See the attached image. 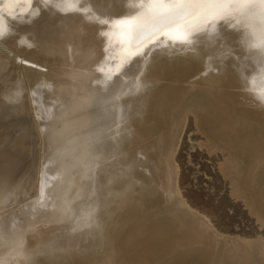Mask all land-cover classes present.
Segmentation results:
<instances>
[{"label":"rangeland","instance_id":"rangeland-1","mask_svg":"<svg viewBox=\"0 0 264 264\" xmlns=\"http://www.w3.org/2000/svg\"><path fill=\"white\" fill-rule=\"evenodd\" d=\"M88 1L90 2L89 5L91 7L92 5L96 4L95 2H98V0L96 1L94 0V2H92L93 0L92 1L88 0ZM142 1L144 0H141V2ZM99 2H101V0H99ZM134 2L132 1L130 3H132L133 8L135 10H137L139 7H142L141 5L138 6L139 4H141V2L140 3L137 2L138 5H136L137 3L133 4ZM144 2L147 4H145ZM144 2H143V5L145 6L142 7L144 10L141 8L144 13H142L141 9H140L141 10L140 13L142 14H140L139 12L133 9L135 12H132V16L133 14L135 15V13H138L137 14L138 17L135 15L137 19H134L135 17L133 16L134 17L133 18L130 15L131 13L130 11H132V7L131 9L130 8L125 9V11L127 9L130 10V11L128 10L129 11L128 17L129 18L130 16L132 17V19L130 18V20L126 18L127 16L125 17L122 14H120V16L118 15L120 12L121 13L124 12V10L121 11V10L113 9L112 6H109V5L108 7L104 3V1L102 2V6L100 3H97L98 5L94 7L95 9H97L95 10L96 11L95 13L98 15L99 18H101L100 20H102L103 24H104V21L109 18L108 17L109 14L107 15V12H109V8L110 9L112 8L111 11L114 10V13L110 11V13L112 14L110 16V19L107 20V21L109 20L110 21L109 22L105 21V22L111 25V17L113 20H115L118 17L116 19L118 21L112 20L111 26L115 25V27L113 26L112 29L107 24H104V26H102L101 24L97 31L99 35L96 34L95 36L94 42H96V44L92 43V45H90L91 47L90 53L97 51V49L96 50L94 49L98 48V46L100 45L99 47H101L102 50L100 51L99 50L100 48L98 49L99 50V52H97L98 56H100L99 54H101L103 50H104V53L111 56L109 57L107 55L106 58L103 59V55H104L103 53L98 58L99 60L108 61L107 57L110 59L113 57L114 60L112 59L111 60L112 62H114L116 58V62H118V66H116L117 65L116 63L113 64L111 62L109 63L111 67L115 65V68L117 67L120 68V65L122 64L126 65L123 68V71H120L125 76L122 75L121 73H118L116 70L114 71L116 72L115 76L117 78H119L118 74H121L122 76L125 77V79L127 78L126 79L127 82L128 80H130L129 83H126L125 81V85L120 84V83H124L122 82L123 79L120 77L119 79H122L120 83L117 81V84L115 83L116 86L113 85L112 91L110 90L111 91L110 92L108 90V93L110 92L112 94L114 92L112 94L113 96L111 97L110 93L109 95L106 93L108 98L110 96L111 98L110 100H112L113 98L112 101L113 102L115 101L114 104L116 106L113 105L112 101L110 103V100L106 98L107 97L106 94L102 96L106 98V99L104 98L105 100L104 102H102L103 98L101 99V96L99 97L100 99L97 98L98 102H96L97 101L96 99L93 100V101L96 100L95 103H99V104H95L92 101H91L92 104L91 102L90 104H88L89 102L85 98L84 99L81 98L83 95L82 88H84L85 86L84 84L86 83V81L85 83L83 82L84 84L82 86L83 79L81 76L82 75L87 76L88 71H89L88 74L90 75L93 74L94 72L90 73V71L92 70L96 71L95 69H97L96 68L97 65L99 63L101 64L104 63L100 61L98 63L96 59L97 63L95 62L96 63V66H95L94 58H95L96 53L94 54V57L89 52L88 54H85V53H82V55L77 54L78 57L85 56L87 58L89 55L92 56L91 59L93 61H91L90 59L89 61L88 58L86 59L85 57H83L84 60H82V65L87 63V66L86 65L81 66L80 59L79 61L78 59L75 60V57H72L70 55L68 59L69 61L67 64L71 66L65 67L64 66L66 64L65 62L63 64L64 69L62 68L63 71L61 67H58V66L55 67V69H53L54 71L52 70V72L57 71L58 73H60L59 75L60 77L57 76L56 78L53 77L55 76V73H53L54 75L51 76L52 73L50 75V73L44 72L45 66H38L40 70L42 71L44 70L43 72H41V74L46 75L45 76L47 77L46 82H49L51 85L53 82H57V80L60 82L63 79L64 80L68 79L69 77L72 79L78 77L77 78L78 80L76 79L77 81L82 79L81 84H79L77 88H75L77 86L76 80L74 79L75 81L73 80V82H71L72 79H68L69 80V81L67 80L68 83L65 84L67 85L66 89L68 88L69 84L71 85V83L75 82L76 84H73V85H76L74 86L75 89L79 88L78 93H76L77 90L76 92L72 91L74 90V88L71 89V87H73L72 85L68 90H65L64 88H63L64 90L62 89L61 91L60 89H58V91L55 90V93H57V95L58 93L59 95H61V97L59 98L56 97L55 95L47 97L48 95L45 96L44 94H42L41 96L37 95L36 98L32 99L36 94L28 95L26 90L28 89L27 91H33L35 88L33 89L32 86H30V88H28L29 86L27 88L25 87L26 83H23V80H25L24 77H22L23 75L19 76L20 75L19 73H18L19 75H16V69L18 66L17 65H16L17 67L15 66L16 69L13 67L14 71L11 70V73H12L11 75H10L9 69L7 68L2 69L3 75H5L6 72L7 74L9 73V75L6 74L5 76H3V78L8 77V76H11L12 78L14 77L13 80H11L12 78H9V77L6 78L8 82L12 81L8 84L12 91L11 94L13 95L14 93V95L16 96V94L19 93L20 95L21 93H23V90H24V94L28 96L24 100H21L18 103L11 105L9 107V109L6 111L5 117L3 118V124L0 125V173L4 171L2 176L0 175L1 177L0 185L5 184V187L3 188V190L0 191V211H4L6 213V216H8V220L6 221L7 226H5L1 218L2 215H0V230L2 231L4 228L3 235L1 237L2 239L0 241V264H160V261L164 260V256L163 254L160 253L162 247L160 244H158V241H157L158 234L155 233V231L151 233V231L148 229L149 228L148 226L151 224L153 225L157 224L156 219L160 217V214L162 213L160 212V209L158 210V208L160 207V202H159L160 196H158V194H160L161 192V184H162V183L159 184L162 178L161 175L159 174L160 173V160L162 158L161 153H159L160 152L159 147L162 145L166 147L168 145V141H167L168 138L167 137L166 139L164 138L166 132H164L165 134L164 133L160 134V129L155 126V128L158 129L155 131L152 126L159 122V116L160 118L162 117V115L159 113V109L160 111L166 110L164 111V113L166 112L167 114L168 113L167 109L169 107L168 104L171 103L173 98H175L177 101V97H181L180 102H177V105H179L178 106V110H179L178 111V120H179L178 123L180 122L179 125L181 126H179L180 128L174 127L176 129L173 128L172 130V131L175 130L174 134L177 133L174 136V138L177 137L176 139L178 143L176 142L175 152L172 154L173 156L171 157L175 161L174 163L176 164V167H177L175 183H176V188L178 189L177 191L179 192L175 194L176 196L174 195V198L176 197L175 200L180 203L182 200L183 202H185L184 204L188 205L189 210L195 211L197 215L204 216V218H206V220L210 223V226L216 233L224 234L229 237H240V238H244L248 240L254 239V241L259 239L262 242H264V222L261 216L258 215L259 212H257L254 208L250 207V205L247 202L248 200L245 199L241 193H240L241 195L239 196V192H237L238 190L234 191L233 189L235 188V186H233L234 182H231L230 180H232V178H230V176L227 175L226 168L232 164L233 158L235 159L234 162L236 161V156L234 155L235 153L230 154L231 150H233L232 147L229 146L227 143H225L226 145H224L223 147L217 141L215 142L213 138H212V141L214 142L210 141L211 137L209 136V134L208 135L206 134L207 131H204L203 129H200L197 127L196 118L197 120L199 119L195 115L196 114L195 109H197L195 108L196 106L198 107V109H199V106L200 107L202 106L201 109L205 107L209 108V106L212 107L211 102H213L214 106L215 104L220 105V106H215V107H220L221 111L219 110L220 111L219 113L215 111L216 109L215 107H212L214 109V110L212 109V111H215V114H216V115L213 114L212 116L213 118L215 116V119L218 120L217 121L218 124L216 125L219 126L220 129H221V126L222 127L225 126V125H221L223 124V122H227L226 125L228 124L232 125L234 124L233 122L234 120H237V121L247 120L248 121L249 119L248 122L250 126H248L247 129L251 127L249 129L251 130L253 127L256 133L253 130H251L250 133L252 132L251 133L252 135L249 133L251 137H245V136L242 137V135H239V139L237 137L236 141L242 145V143L248 139L247 142L244 143L245 145L243 144L242 146L246 148H249V147L253 148L255 152L250 148L247 149L246 151H248V153L252 152L251 155L254 154V156L256 157L257 155L260 157L264 155V149H263L264 148V136L262 135V133L264 132V102L260 103L257 106L256 105L257 103L254 102V100H252L253 98L251 96H248L247 93H245L244 88H242L241 86L234 85V77L243 75L242 71L249 69V71L252 72L251 68H253L254 66L255 68L257 67L256 68L257 72L259 70L258 67L260 66H261L260 68L264 69V54H263L264 51H262L261 46L258 44L259 43L258 41L260 40V38L264 36L263 35L264 34L263 32L264 24L262 25V23H259L260 22L259 16H258L259 20H257V22L259 25L260 24L261 25L259 26L255 22V20L257 19L256 17L257 15H255L254 13L250 14L251 17L249 15L251 20L248 16L246 18L237 16L235 18L229 19L228 20L229 23L225 22L226 26L224 23L217 25L218 27L220 26L219 28H222V30L219 29V32L221 31L222 33L220 32L221 37L219 38L218 36V40L215 41V38L217 39V37H214V36L216 35L217 32L215 34H214L215 31L213 33L211 31L208 32V30L205 29V27H202L201 25L202 22L199 20L200 18L197 17V14L195 16V13H194V15L190 14V17L184 18V22L183 20L180 21L181 24L185 23L183 25L184 28L180 27V29L181 28L183 30L185 29L182 32H177V30L180 31L178 29V26H181L179 24L180 22L174 23L173 24L174 26H171V24H167V26L169 27L171 26V28L175 27L173 30L177 29L174 32L171 30V28L164 26V27H167L166 30L170 29L171 30L170 33L173 32L172 34H174V35L172 34L168 35V36H172V40L170 42L169 40L171 39V37L170 39L168 37L169 40L167 41L169 43L166 42L168 44L166 47L165 44L164 45L162 44L163 43L162 37H164L163 33H165L164 35L167 37V34L169 32H166V31L162 32L165 28L164 27L160 28L159 27L160 24H158L159 23L158 21L159 19L161 20V18L156 17L157 18L156 22L158 23L155 22L156 19L154 18L155 14L157 12L160 13L162 10V9L160 10V6L158 5L159 2L157 0L156 1L154 0V3L153 1H149L153 3L151 4L153 7L149 5L150 4L149 2L147 1H144ZM156 2H158V4ZM134 5H136L137 7L136 6L134 7ZM156 5H158L159 7H157ZM103 6L104 7L106 6L104 9L108 10L107 12L104 10L106 14L104 11H102ZM146 6L150 7L151 10L148 9ZM98 9H100L101 12H103L102 14H104L105 16L101 15L100 10H99L100 13L97 12ZM157 9L160 11H158ZM145 10H148L147 13L150 14V17L154 16L153 21L156 27L154 28L151 27V26H154L152 21H150L151 23L149 22V20H151L152 18H150L149 20L145 18L147 14ZM152 12L153 13L155 12L154 15H151ZM98 13L102 17L99 16ZM148 14L146 17H149ZM158 14H156V16ZM106 15H107V19H106ZM122 16H123V20L126 18L125 20L127 23L133 22L132 26L130 24V29L133 27L134 24H137V25L139 24V22L141 21L140 16H142V19L144 18V21L146 20L148 21L144 23L142 20V22L145 24V27H144V24L140 22V24H143V27L141 25V29L144 28L143 29L144 31L146 29L149 30V28L151 27V30H149L148 32H146L147 31L146 30L144 34H142V30L140 28H139L140 30L138 31V27L140 26H137V25H134L136 26L135 28H137L135 33L132 31L130 32V29H127V31L129 32L125 31L130 35L132 34L131 36L133 37V40L135 41V43L132 41V38H130L129 35L127 36L133 42V45L137 46V47L135 46L136 47L135 50H138L136 52H140L139 53L140 55L143 53L142 52L143 50L141 49L144 47L143 45L142 46L140 45L141 43L140 41L142 40L149 41V44H146L148 43L147 41L146 42L143 41L145 42L144 45H146L145 48L143 49L144 50L146 49L147 51H144L142 56H140L136 52H133V53L131 52V50L135 51L134 46L131 45L132 44L131 41L124 43V44L128 43V45L126 44L127 46L122 44V40L120 41L119 39L116 40L118 41L117 43L115 41L112 42L113 40H115V39L112 40V38H114L113 35L115 36V33L117 34L116 31L118 30L117 35H119L121 33L120 30H122L123 32L126 25H129V24H126V22L124 23L125 25L123 24L124 21L121 20ZM187 18H191V21L188 20ZM243 19L246 22L248 21L247 23L249 25L246 24L245 22V26L246 27L247 25L249 26L246 29L248 31L244 29L245 26H243L244 24ZM135 20L136 22L138 20L139 21L137 23H134ZM165 20L167 21L168 19H166L165 17L164 21ZM192 20L193 21L195 20L197 23H198L197 20H199L200 24L197 25L194 21V24L197 25L196 27L194 26ZM119 21H120V27H117L119 25L118 24ZM161 21H162L161 22L162 24H166V21L165 22L163 20ZM185 21H187L188 23ZM189 21L191 22V24H193L194 28L191 27L192 25L190 24ZM113 22H116V23H113ZM241 22L242 24H240ZM253 22L255 25L253 24ZM146 23L150 24V27ZM175 24H177L178 26ZM222 24L223 26H221ZM121 25L125 27H122L121 29ZM185 25H187V27L188 26L190 27V28L188 27V30H189V31L187 30L188 32L196 33L193 35L195 36L193 37L194 39L196 38L198 34H199L198 35L199 37H197L193 41L191 39L192 34H190L191 37L189 36V37H186L185 39V36L187 35L186 33H188L186 32ZM209 25L210 24H208L207 27ZM213 25L209 26L208 29L213 28ZM234 25L238 26L236 30H235ZM200 26L203 29H197ZM217 26L215 25V27ZM105 27H107L108 30L110 28L111 30L115 31V33L111 32L110 30L108 31ZM225 27L227 28L226 30H225ZM253 27L255 28L254 33H253ZM103 28H105L103 32L107 30V32L113 33L112 37L110 36L111 34L110 35L107 34L111 38L106 37L107 35L103 34V32L101 31ZM157 28L158 30L155 31ZM229 28L231 32H235L236 34L230 32L231 34L228 36L227 34H229V31H230ZM240 28H242V30ZM159 29H162V30H159ZM193 29L197 30L199 33L197 31H193ZM215 29L217 30L218 28H215ZM238 29H240V31L236 32L238 31ZM202 30L205 33L201 32ZM213 30L214 29H212V31ZM260 31L262 32V34L259 38L257 36H258V33L259 34L261 33ZM136 32H140L142 35L140 33H137L136 35L137 37H136L135 36ZM157 32H160L162 34L160 33L157 34ZM183 32L184 34H186L185 36ZM152 33L153 34L156 33L154 34V37L152 36L148 37L149 35H152ZM178 33L180 34L182 33V34L178 36L177 35ZM208 33L209 34L211 33V35L214 34V36L213 37L208 36L207 35ZM237 33L239 34L242 33V34L240 35L238 34L240 36L239 37ZM138 34L141 35V36L139 35L140 39H139ZM175 34L178 36L179 40L177 37H173L175 36ZM201 34H203V36L205 37H208L209 40L212 37L213 43L215 42L217 43L218 41L221 42V40L222 42H225L224 40H228L226 42H228L227 44L232 49L227 47L226 43L225 45L224 43L223 45H221L222 42L221 43L219 42L217 44L218 46L216 44L214 46L212 45L213 43H211L212 40H210L211 41L210 42L208 41V38H205V37L203 40L202 39L203 37ZM249 34L250 35L252 34V35L250 36ZM144 35L145 36L148 35L147 36L148 39H143L145 37ZM217 35H219V33H217ZM235 35H237L239 38L235 37ZM241 35L243 36V38ZM246 35H248V38L251 37V39L246 38L247 37ZM98 36H100L101 38H99ZM102 36H105L106 38ZM156 36H158V38H156ZM181 36H184L182 38L183 41L180 40ZM226 37L227 38L230 37L229 39H231L232 44L229 41V39H227ZM128 38H126V41ZM136 38L140 41L137 40L138 42H136ZM154 38H156V42H154L155 41ZM188 38L191 39V42H189L190 40ZM235 38L236 39L238 38L236 40L238 42L234 41ZM253 38H255V41ZM187 39L189 41H187ZM198 39L199 40L202 39V40L199 42ZM240 39H243L244 41L246 39L245 43H243L244 41ZM205 40L207 43L204 42ZM104 41H105V44L106 43L108 44V45L107 44L104 45L105 47L109 45L110 47L112 46L110 48V51L113 52L115 56L108 50L109 49L108 47L107 49L106 48L105 49L108 50L109 53L105 51V49H103L104 46H102L103 45L102 43H104ZM250 41L251 43L253 42H256V43L251 44ZM97 42L99 44H97ZM240 42H242L243 44ZM247 42L249 43L248 44L249 48H248ZM118 43H121V44H118ZM129 43L131 44L129 45ZM150 43L153 45H151ZM160 43H161V46H160ZM239 43L240 45H238ZM169 44H172L173 46L175 45V47L173 46L171 47V45ZM201 44H204V45L202 46ZM241 44L245 47L247 46V48H244ZM254 44L255 46H252ZM93 45H95V47ZM121 45L122 46L124 45V48L122 47L121 48L125 51V54H121L124 52L122 49L120 50L119 48V46ZM208 45L209 46L212 45L213 47L211 46L210 50H208L209 49ZM92 46L94 49H92ZM131 46L133 47V49H131L132 48ZM235 46L238 48H234ZM239 46L242 50H240ZM125 47L126 49H129L130 51H127ZM160 47H161V50L163 49L162 51L160 50ZM113 48L115 49V51L113 50ZM118 48L120 51L118 50ZM212 49H214V51ZM246 49L247 51H249V55L251 57L254 55L252 59L255 61H253L249 55L248 56L246 55L248 52L244 53ZM251 49H253V51ZM254 49L256 51H254ZM116 50L121 54L120 56H119V53L116 52ZM205 50H208V52H210L212 55L213 54L215 55L217 51L219 50L220 51L218 52L219 54L217 53L215 56L213 55V58H212L213 62H211L209 53L206 52ZM211 50L216 53L211 52ZM232 50L235 52H233V54L232 53L230 54V51ZM237 50L239 52H237ZM222 51L224 54L222 53ZM130 52H131V56L134 53L136 54V56L135 55L132 56L134 62H131V63H129L130 61L124 62L126 60H123V55H127V54L130 55ZM228 54H230V56ZM235 54L238 55L237 57L239 58L241 57L242 54H245V57L242 55V60L241 59L239 60V58H237ZM128 55L127 57H129ZM146 55H148V57H146ZM224 55H227L225 56L226 59H228L229 57L231 59L225 61ZM232 55H234L237 59ZM137 56L140 58V59L138 58L139 60L136 59ZM261 57H262V60H261ZM124 58L126 57L124 56ZM132 58L131 57L130 59L127 58V60L133 61ZM142 58H144L143 61H142ZM245 58L247 61L248 60L249 61L247 62L246 60H244ZM117 59L119 60L117 61ZM233 59H235V61ZM250 59H251V62H253L252 64H249L251 63ZM220 60L222 61V63L220 62ZM232 60H233L232 62L233 65L237 64L240 66V69H238L239 72L237 73V75H235V72L230 71L229 64H231ZM239 61L240 62L242 61V62L240 63ZM245 61L250 66L249 65L246 66ZM89 62L90 63L93 62L92 63L93 66L91 67L93 68L95 67V69L89 70L88 68L90 67L89 65H92V64H88ZM254 62H255V65H254ZM258 62H260V64ZM216 63L217 65L222 64V68L219 69L221 66L219 67L215 66ZM33 64L38 65L39 63L38 62L36 63L35 61V63ZM109 64L107 63V65ZM227 64L229 67L226 66ZM107 65H102V66L105 68V66ZM110 65L107 67L110 68ZM84 66H86L87 70L84 69L85 68ZM67 67L68 68L73 67L71 69L69 68L68 72L70 70H73V72L77 74L78 72L80 73L82 72L83 74L81 73L80 76H76L74 73L71 72L68 76ZM103 67L101 68L103 69ZM21 68L22 67L20 66L19 69ZM59 68L61 69V71H59ZM76 68H78V72ZM130 68H133V70ZM255 68H253L254 73H257L255 71ZM102 69L99 68L98 70L101 72ZM5 70H9V71H5ZM64 70L66 73L64 72ZM49 71L51 70H48V72ZM114 71H113V74H114ZM63 72L68 76L67 78L64 77ZM131 72L136 73V75L133 73L134 74L133 76L134 77L136 76L137 79L135 78V80H133L134 77L131 78L132 77L130 76L132 74ZM261 72H264V70H262ZM127 76L130 77V79ZM52 78H54L55 80L53 79L54 80L53 81ZM131 80L134 81V83ZM130 82H131V87L129 85ZM213 82H217L219 85L216 83L217 85L215 84L216 86L214 87V89H212L213 88L212 86L210 88L206 87L207 83L211 84ZM78 83H80V81ZM118 83L121 87H119ZM127 84L129 86V90L130 88L133 89L132 91L131 90L126 91V89H128ZM56 85L57 83H55V87H53V89L56 88ZM1 86L2 87H0V94H3L2 91L5 90L7 87H5L6 86L5 85L4 86L5 89H4L3 84ZM216 87H219L220 89L219 88L216 89ZM114 88H115V91H113ZM116 88H118L117 90L119 89L120 90L117 92ZM205 88L209 89L208 92L211 93V95L207 94V90ZM80 89H82V92ZM121 89L125 90V92L122 91ZM68 91L72 93L74 92V94H71V93L69 94ZM213 91H216L217 93L219 92L218 94L220 97L213 94L212 93ZM52 93H54V91H52ZM76 95L79 97H77ZM114 96L118 97L117 100H114L116 99V97L114 98ZM130 96L132 98H130ZM215 96L217 99L220 98L222 102H220L219 99H218L219 101L218 100L216 102L213 101V99L216 100V98H214ZM221 96H224L226 98L221 97ZM188 98H190V100H188ZM83 100L85 102H83ZM99 100H101V103ZM106 100L108 101V103L106 102ZM199 100L201 101L199 102ZM203 101L206 102V105ZM201 102H203L204 104ZM202 104L205 106L203 107ZM101 105H102V108H100ZM105 106L108 108H105ZM98 108H100L101 110L100 109L98 110ZM94 109H96V111ZM192 109L195 110L193 111L195 112L194 114L192 112ZM97 113H99V115ZM222 115L223 116L226 115L225 117L227 119L224 118ZM251 116L255 118L254 121ZM216 117L220 119H217ZM246 117L248 119H246ZM256 118H258V121ZM115 122L118 127L113 126ZM161 122L162 121L160 120V123ZM211 123H213V121H211ZM105 124H109V125H105ZM103 126H106V127L110 126L111 128H113V131L114 129L117 130L116 133L115 131L113 132V135L115 136V138L117 136V139H114V141L116 140L114 144H112V142L108 144L104 140H102L100 134L98 133V130H100L101 128H102L101 130H103ZM121 126H123L124 128L122 127L123 128L122 129ZM95 128H97V130ZM120 129H122V131ZM176 130L178 131L176 132ZM118 131H121V132H118ZM143 131H146V135H145L146 137L142 135ZM253 132L254 134H256V136L253 134ZM118 134L120 136H118ZM155 135L159 139L154 138ZM138 136L139 138L141 136L140 138L141 141L138 140L139 139ZM254 137L255 139H253ZM155 140L156 141L158 140L160 144L156 142ZM260 140L261 142H259ZM138 141H140L139 142L140 144L138 143ZM165 141H167V143H165ZM206 141L209 142V144ZM145 142L146 143L148 142L149 144H151L149 145L151 147L149 146L147 147ZM210 143L212 144L210 145ZM217 143L219 147L213 146V145H216ZM257 143L258 145L263 143V145H260L261 147L262 146L263 147L262 148L259 147L258 145H256ZM91 144H93V146L90 152L86 154L85 153L86 149ZM157 144H158V147H157ZM172 144H174V140ZM172 144L169 143L166 149L169 148L170 145ZM250 144L252 145L254 144L253 146H255V148L253 146L251 147ZM258 147L261 148L260 151L263 149L262 150L263 153L262 151L259 152ZM171 148L169 149L171 150ZM150 149L151 151H148V152L150 153L151 156L153 155L154 158L153 156L152 157L149 156V153L147 152V150H150ZM110 150L112 151L119 150L121 153L123 152L124 155L121 156V164L119 168L117 169L121 172V169H120L121 167L122 169L125 168L126 170H129V171L131 168V172H130L131 174L128 175L129 177L124 176L120 178L123 188L120 187L121 184L119 186L113 187L112 182L109 183L108 185L106 184V182H104L102 188L99 189L98 187H95L96 195L93 198H91L94 190L86 191V187H90L92 184H95V182H97L96 172H99L100 170L101 156L103 154H106ZM160 150L163 151L161 147H160ZM142 153H144L145 157L143 156ZM128 154H131V156ZM231 155L232 157L233 156L234 157L231 158ZM244 155L246 154L244 153ZM244 155L242 154V163L246 167L247 159ZM228 161H231V162H228ZM146 163H148L150 166L147 165L145 168L144 165H146ZM152 163L155 165H152ZM227 163L229 164V166L227 165ZM147 171H149L150 173L152 172V173L150 174ZM123 173L124 172L122 170L121 174ZM132 173L134 174L135 178ZM139 173L140 175H138ZM142 173H144V176ZM25 175H27L28 178L24 177ZM141 175L144 180L147 179L149 181L143 180L142 182ZM136 176L139 178V180L138 178H136ZM95 177H96V181L94 179ZM245 177H246L245 181L248 183V185L251 184V185L256 186L257 184L256 179L254 181L253 177L251 176L249 172L248 174L246 172ZM144 194L149 195L147 196L148 199L145 197ZM150 195H151V199H150ZM177 195H179L178 199L180 201L177 200ZM119 197H123L124 203L122 204V206H120V202L122 201H121V198ZM144 198H146L145 202L141 201V200H144ZM244 199L246 201H244ZM169 200L171 199L169 198ZM138 202L143 203V204L140 203L142 209L141 211H137L136 214H133V211L136 209V203ZM246 202L248 206L246 205ZM92 203H94L95 205L94 209L91 206ZM163 204L164 202L162 203V205ZM59 206H62L61 209L59 208ZM93 210H95L94 213H93ZM256 212L258 214H256ZM122 213L124 216L121 215ZM92 214H94L98 222V225L95 227V233H96L95 242L92 244L89 240V243L84 245L83 242L85 241V239H89L88 235L85 234L84 231L86 230V227L88 226V217H90ZM258 216H260V218ZM74 236H77V238H75ZM78 238H80V241H78V243L75 245L73 241ZM64 241L70 242L72 246L71 250L75 251L74 256H71L66 259H59L56 257V255L46 256L42 254L44 251L48 249L54 250L56 248H59L58 246L61 245V243ZM259 250L264 252L263 246L260 247Z\"/></svg>","mask_w":264,"mask_h":264},{"label":"bare ground","instance_id":"bare-ground-1","mask_svg":"<svg viewBox=\"0 0 264 264\" xmlns=\"http://www.w3.org/2000/svg\"><path fill=\"white\" fill-rule=\"evenodd\" d=\"M92 1V0H91ZM96 1V0H95ZM104 1V3L108 6H112V8L113 9H117V10H124V12H126L127 11V13L130 11L129 9H127L126 11H125V9L126 8H130L131 9V7H132V11H130L131 13H130V15L132 16V12H135V11H137V12H139L140 13V11L143 9L142 7L143 6H145V5H143V2L144 1H147V2H149V1H153V3H154V0H144V1H142L141 2V0H139V1H137V0H132L134 3L133 4H136L137 2L138 3H140L141 2V4H139L138 5V3L136 4V5H138V6H142V7H139L137 10H135L134 8H133V5H132V3H130V2H132L131 0H101V2H99V0H98V2H95L96 4L95 5H92V7L89 5L90 4V2L88 1V0H0V34H2V35H0V76L2 77H0V87H2L1 85L3 84V88L5 89V87H7L5 90H3L2 92H3V94H0V125L1 124H3V118L5 117V115H6V111L9 109V107L11 106V105H14V104H16V103H18L19 101H21V100H24L29 94H36L32 99H34V98H36L37 97V95H39V96H41L42 94H44L45 96L46 95H48L47 97H49V96H52V95H55L56 97H61V95H59V93H58V95H57V93H55V90L56 91H58V89H60V91L64 88L65 90H68L73 84H76V85H73V87H71V89L72 88H74V86H76L75 88H77L78 87V85L79 84H81V80H82V86H83V84L85 83V81H86V83L84 84L85 86H84V88H82L83 89V95H82V97L81 98H85L89 103L88 104H90V102L92 101L93 103H95V101L97 100V98L98 99H100L99 97L101 96V99L103 98V100H102V102H104L105 100H104V98L105 97H102L104 94H108L109 95V93L112 91V88H113V85L114 86H116V84H117V81L120 83V81L123 79V81L122 82H124V83H120V84H124L125 85V81H126V83H129V81L130 80H128V82H127V78L125 79V75L124 74H122L121 72H118V73H121L122 75H124V76H122L121 74H118V76H119V78L121 77L122 79H119V78H117L116 76H115V71L114 70H116L117 71V68H115V65H113V64H117L116 66H118V62H116V58H115V61L114 62H112V60H114L113 59V57L110 59V58H108L107 57V59H108V61L106 60H99L98 58L104 53V50L102 51V53L101 54H99L100 56H98V53L97 52H99V50L101 51L102 49H101V47H99L98 46V48H93V46L95 47V45H93L92 46V49H94V50H96L97 49V51H94V50H92V51H94V52H92V53H90V45H92V43L93 44H96V42H94V40H95V36H96V34L97 35H99L98 33H97V31H98V28H99V26L102 24V26H104V24H107L105 21H107L108 19H110V16H111V14L112 13H114V10L113 11H111L112 10V8L110 9L109 8V12H107L108 10L106 9H104L105 7L103 6V8H102V11H106L107 12V15L109 14V18L107 19V15H106V19L107 20H105L104 21V19H103V21H104V24H103V22H102V20H100L101 18H99L98 17V15L95 13L96 11L95 10H97V9H95L94 7L95 6H97L98 4L97 3H100L101 4V6H102V2ZM130 1V2H129ZM156 1V0H155ZM158 2H159V0H157ZM92 2H94V0L92 1ZM158 2H156L157 4H158ZM145 3V2H144ZM150 3V4H149ZM148 4L149 5H151V4H153V3H151V2H149ZM145 4H147V3H145ZM136 5H134V7L136 6ZM148 5V6H149ZM159 5V4H158ZM158 5H156L157 7H159ZM108 6V7H109ZM148 6H146L148 9H150V7H148ZM137 7V6H136ZM151 7H153L152 5H151ZM156 7V8H157ZM97 8V7H96ZM99 8H100V6H99ZM142 8V9H141ZM145 8V7H144ZM146 8V9H147ZM94 9V10H93ZM135 11H134V10ZM141 9V10H140ZM155 9V8H154ZM159 9V8H158ZM157 9V10H158ZM99 10L100 9H98V11L97 12H99ZM129 10V11H128ZM139 10V11H138ZM144 10V9H143ZM143 10H142V13H144L143 12ZM151 10V9H150ZM160 10H161V8H160ZM160 10H158V11H160ZM104 11V12H105ZM110 11L112 12V13H110ZM155 11V10H154ZM100 12H101V10H100ZM99 12V13H100ZM106 12H105V14H106ZM119 12V11H118ZM145 12L147 13L148 12V10H145ZM150 12V11H149ZM98 13V14H99ZM103 12H101V15L102 16H105L104 14H102ZM142 13H140V14H142ZM155 13V12H154ZM154 13L152 12V14L151 15H154ZM159 12H157L156 14H158ZM115 14H117V13H115ZM120 14H122L121 12L118 14L119 16H120ZM138 13H135V15L138 17V15H137ZM139 14V15H140ZM148 14V13H147ZM147 14H146V16H147ZM156 14H155V22L157 21V16H156ZM100 14H99V16H101ZM135 15L133 14V16L135 17ZM145 15V14H144ZM144 15H142V16H144ZM192 15V14H191ZM194 15V14H193ZM101 16V17H102ZM114 16V15H113ZM129 16V14L127 15V17L126 18H128L129 20H130V18L132 19V17L130 16V18L128 17ZM142 16H140L141 17V23H145L147 20H149L150 18H152L151 20H149V22L150 21H152L153 22V24H154V26H151L152 28H154V27H156V25H155V23H154V18L153 17H150V14H148V16L149 17H146L145 16V18H147V20L146 21H144V18L142 19ZM195 16H196V14H195ZM194 16V17H195ZM253 16V15H252ZM115 17V16H114ZM133 17V18H134ZM139 17V18H140ZM186 17H190V15H188V16H185V18ZM193 17V16H192ZM197 17H199V15L197 14ZM196 17V18H197ZM239 17V16H238ZM249 17V16H248ZM250 17H251V15H250ZM249 17V18H250ZM254 17V16H253ZM257 17V19L255 20V22L258 24V22H257V20H259L258 19V15L256 16ZM118 18V17H117ZM116 18V19H117ZM122 18V19H121ZM120 19L122 20V21H124L123 22V24L126 22V18L123 20V16L121 17ZM195 18V19H196ZM200 18V17H199ZM198 18V19H199ZM243 18V17H242ZM246 18V17H245ZM115 19V20H116ZM134 19H137L136 17L134 18ZM164 19H165V17L162 19L161 18V20H163L164 21ZM166 19H170V18H167L166 17ZM188 20H190L191 21V18H187ZM186 19V20H187ZM112 17H111V25H112ZM115 20H113V21H115ZM120 20V21H121ZM129 20H128V22H129ZM142 20H143V22H142ZM160 19H159V23L158 22H156V23H158V24H162ZM200 21H201V19H199ZM199 20H197L198 21V23L195 21V23L198 25V24H200L199 22ZM246 20V19H245ZM248 20V19H247ZM250 20H251V18H250ZM110 21V20H109ZM109 21H107V22H109ZM116 21H118V20H116ZM120 21L118 22V26L117 27H120ZM131 21H133V20H131ZM139 21V20H138ZM137 21V22H138ZM166 21V20H165ZM164 21V22H165ZM189 21V22H190ZM194 21L192 20V22H193V24H194ZM242 21V20H241ZM243 21H244V19H243ZM136 22V20L134 21V23H137ZM140 22H139V24H140ZM148 22V21H147ZM183 22H184V20H183ZM185 22H187V21H185ZM228 22V21H227ZM226 22V23H227ZM236 22V21H235ZM238 22H239V20H238ZM245 22L246 21H244L243 23V26H245ZM248 22V21H247ZM246 22V24H248ZM113 23H116V22H113ZM143 23V24H144ZM151 23V22H150ZM179 23V22H178ZM188 23V22H187ZM226 23L224 22V24H225V26H226ZM229 23V22H228ZM231 23V22H230ZM260 23V22H259ZM122 24V23H121ZM126 24H129V25H126V27L125 26H122L121 25V29H122V27H125V29L123 30V32H122V30H120V32L121 33H123V34H121L120 32V34L119 35H117L118 34V30L116 31L117 32V34L115 33V31H113V30H111L112 29V27L114 26L115 27V25H113V26H111V25H109V23L107 24V25H109L110 27H111V29L109 28V30L111 31V32H114L115 33V36L113 35V33H111V32H107V30H108V26L107 27H105L107 30L105 31V32H103V30H105V28H103L101 31L103 32V34L104 35H107V34H111L110 36L112 37V35H113V37L114 38H112V40L113 39H115V40H113L112 42H118V41H116V40H122V44H124L125 42H130L131 40L128 38V36L127 35H129L130 36V38H132V41L135 43V41L133 40V37L130 35V34H128L127 32H129V31H127V29H130V24H131V26H132V24H133V22H130V23H127L126 22ZM137 25V24H134V25H137V26H140V27H138V31L141 29V25H142V27H143V24H140V25ZM146 24H148V23H146ZM174 23H172L171 24V26H174L173 25ZM181 26H178L177 24H175V25H177L178 26V29L180 30V31H178L177 29H175V30H177V32H182V31H184L182 28H184L183 27V25L185 24V23H182L181 24V22L179 23ZM190 24H191V22H190ZM189 24V25H190ZM193 24H191L192 26L191 27H193ZM196 24H194V26H196L197 27V25ZM232 24H234V23H232ZM236 24V23H235ZM240 24H242V22L240 23ZM239 24V25H240ZM253 24H254V22H253ZM125 25V24H124ZM133 25V26H134ZM149 25V27H150V24H148ZM202 25V24H201ZM213 25V24H212ZM211 24L209 25V26H212ZM231 25V24H230ZM249 25V24H248ZM247 25V27L245 26L244 27V29L246 30L249 26ZM255 25V24H254ZM259 25V24H258ZM261 25V24H260ZM259 25V26H260ZM263 25V24H262ZM101 26V27H102ZM166 26H167V24H166ZM171 26L169 27V26H167V27H169V28H171ZM208 26V27H209ZM217 26V25H216ZM221 26H223V24L221 25ZM228 26H229V24H228ZM232 26V25H231ZM100 27V28H101ZM116 27V28H117ZM136 27V26H135ZM144 27H145V24H144ZM151 27L149 28V30H151ZM160 28H161V26H159ZM158 27V28H159ZM167 27H164L165 29L162 31V32H164V31H166V32H169L168 34H167V37L164 35L165 33H163V36L164 37H162V35H161V37L163 38V45L165 44L166 45V47H167V43L166 42H168L167 40H169L170 39V37H171V39L169 40L170 42H171V40H172V36H168L169 34H172L175 30H173L175 27H173V28H171V30L173 31L172 33H170L171 32V30L170 29H168V30H170V31H168V30H166V28ZM180 27H182L181 29H180ZM189 27V26H188ZM188 27L186 28V32H188L189 30H188ZM195 27V28H196ZM207 27V26H206ZM205 27V29H207L208 30V32L209 31H211L212 33L214 32V34L217 32V33H219V35H217V33H216V35L214 36V34L213 35H211V33L209 34H207L208 36H214V37H217V39L215 38V41H217L218 40V36H219V38L221 37V35H220V32H219V29L220 30H222V28H219L218 26L217 27H215V24L213 25V28H209L208 29V27L206 28ZM218 28L217 30L215 29V28ZM234 27H235V30H236V28H238V26H235L234 25ZM240 27V26H239ZM256 27V26H255ZM140 28V29H139ZM146 28H147V26H146ZM145 28V29H146ZM158 28L155 30V31H157L158 30ZM177 28V27H176ZM190 28V27H189ZM194 28V27H193ZM243 28V27H242ZM242 28H240L241 30H242ZM261 28V27H260ZM114 29V28H113ZM133 27L130 29V32L132 31L133 32ZM144 29V28H143ZM143 29H141L142 30V34H144L145 33V31L147 30H143ZM163 29V28H162ZM162 29H159V30H162ZM197 29H203L201 26L199 27V28H197ZM212 29H214L213 31H212ZM224 29V28H223ZM227 28L225 27V30H226ZM240 29H238V31H236V32H239L240 31ZM254 27H253V33H254ZM108 30V31H109ZM115 30V29H114ZM137 30V28H135V31ZM149 30H147L146 32H148ZM188 30V31H187ZM192 30V29H191ZM225 30H223V31H225ZM229 30H230V28H229ZM234 30V31H235ZM244 30V31H245ZM263 30V29H262ZM125 31H127V32H125ZM144 31V32H143ZM193 31H197V30H194L193 29ZM192 31V32H193ZM228 31V30H227ZM233 31V30H232ZM246 31H248V30H246ZM251 31V30H250ZM249 31V32H250ZM257 31V30H256ZM154 32V31H153ZM185 32V33H186ZM198 32V31H197ZM201 32H203V33H205L203 30L201 31ZM231 30L229 31V34H227L228 36L231 34V33H234V34H236L235 32H231ZM242 32V31H241ZM259 32V31H258ZM261 32V31H260ZM264 32V31H263ZM127 33V34H126ZM135 33V32H134ZM137 33H140V32H136V34H135V36L137 35ZM158 33H160V32H157V34ZM176 33V32H175ZM188 33H191V32H188ZM188 33H186V34H184V32H183V34H184V36H185V39H186V37H191V35L190 34H188ZM195 33V32H194ZM199 33V32H198ZM222 33V32H221ZM252 33V32H251ZM141 34V33H140ZM140 34H138V36L140 35ZM141 34V35H142ZM151 34V33H150ZM154 34H156V33H154ZM154 34L152 33V35H144L143 37V39H148V37H150V36H152V37H154ZM160 34H162V33H160ZM182 34V33H181ZM180 33H178L177 35L178 36H180L181 35ZM196 34V33H195ZM239 33H237V35H238ZM240 34H242V33H240ZM239 34V35H240ZM244 34V33H243ZM246 34V33H245ZM261 34H262V32L259 34L258 33V36L257 37H259L260 38V36H261ZM102 35V34H101ZM100 35V36H101ZM109 35H107L106 37H109V38H111ZM116 35H117V37H116ZM122 35V36H121ZM140 35V36H141ZM172 35H174V34H172ZM176 34H175V36H173V37H177L178 38V36H177ZM194 34H192V40L194 41L197 37H199L198 35L196 36V38L194 39L193 37H195V36H193ZM202 35V39L204 40V37L205 36H203V34H201ZM205 35V34H204ZM222 35H224V34H222ZM225 35H226V33H225ZM237 35H235V37H238ZM250 35V34H249ZM252 35V34H251ZM250 35V36H251ZM264 35V34H263ZM100 36H98L99 38H101ZM118 36H119V38H118ZM140 36H139V39H140ZM148 36V37H147ZM184 36H181V41H183L182 40V38L184 37ZM242 36V35H241ZM247 36V37H246ZM245 37L246 38H248V35H246ZM249 36V37H250ZM102 37H104V38H106L105 36H102ZM137 37V36H136ZM147 37V38H146ZM160 37V36H159ZM160 37V38H161ZM166 37V38H165ZM168 37H169V39H168ZM211 37V39L210 40H212V42L209 40V38L208 37H205V38H208V41H210L211 43H213V38ZM240 37V36H239ZM238 37V38H239ZM252 37H254V36H252ZM264 37V36H263ZM260 38V40L258 41L259 43V45L261 46V49H262V51H264V46H262V41H264V38ZM126 38H128L127 39V41H126ZM156 38H158V36H156ZM156 38H154V42H156ZM166 39V41H165V39ZM223 38H224V36H223ZM227 38V37H226ZM230 38V37H229ZM229 38H227V39H229ZM237 38V39H238ZM242 38H243V36H242ZM258 38V39H259ZM125 39V40H124ZM135 39V38H134ZM174 39H176V38H174ZM184 39V40H185ZM189 39V38H188ZM187 39V41H189V42H191V39H189L188 40ZM200 39V38H199ZM198 39V40H199ZM201 39V40H202ZM236 38H235V40L234 41H236L237 40ZM248 39H251V37L250 38H248ZM247 39V40H248ZM254 39V41H255V38H253ZM111 40V39H110ZM138 39L136 38V42H138V41H140V40H138ZM150 40H152V39H150ZM178 40H179V38H178ZM201 40H199V42L201 41ZM207 40V39H206ZM206 40L204 41V42H206ZM219 40H221V39H219ZM224 40V39H223ZM233 40V39H232ZM240 40H242V41H244L243 39H240ZM131 41V43H129V45L131 44V45H133V42ZM143 41H145V40H142V41H140L141 43H140V45L142 46H144L143 48H145V46L146 45H144L145 44V42L147 41L148 43H146V44H149V41L148 40H146L145 42H143ZM157 41H158V39H157ZM160 41V40H159ZM175 41V40H174ZM192 41V42H193ZM197 41V40H196ZM225 42H222V40H221V42H222V44L221 45H223V43H224V45H225V43L227 44L228 42H226V41H228V40H224ZM229 41L231 42V44H232V41H231V39H229ZM233 41V42H234ZM245 41H246V39H245ZM245 41L243 42V43H245ZM252 41V40H251ZM251 41H250V43H251ZM142 42H143V44H142ZM165 42V43H164ZM185 42V41H184ZM220 41H218L217 43L215 42V43H213L212 45H214L215 46V44L217 45L218 43H219ZM220 42V43H221ZM230 42H229V44H230ZM236 42H238V41H236ZM108 43H109V41H108ZM153 43V42H152ZM159 43V42H158ZM169 43V42H168ZM174 43V42H173ZM207 43V42H206ZM210 43V44H211ZM240 43H242V42H240ZM240 43L238 44V45H240ZM242 43V44H243ZM253 43H256V42H253ZM253 43H251V44H253ZM97 44H99L98 42H97ZM103 44V45H102ZM101 45L102 46H104V45H106L105 44V41H104V43H102ZM118 44H121V43H118ZM118 44H116V45H118ZM127 45H128V43H126ZM126 44H124V45H126ZM151 44V43H150ZM175 44V43H174ZM194 44H196V43H194ZM241 44V45H242ZM249 43L247 42V45H248ZM108 45V44H107ZM124 45L122 46H119V48H120V50L122 49V48H124ZM126 45V46H127ZM151 45H153V44H151ZM150 45V46H151ZM158 45V44H157ZM169 45H171V47L173 46L172 44H169ZM176 45V44H175ZM175 45L173 46V47H175ZM178 45V44H177ZM202 46L204 45V44H201ZM212 45H208L209 46V49L208 50H210V47L212 46ZM220 45V46H221ZM237 45V44H236ZM258 45V46H259ZM134 46V45H133ZM136 46V45H135ZM134 46V50H135V48L137 47H135ZM160 46H161V43H160ZM200 46V45H199ZM218 46V45H217ZM219 46V47H220ZM233 46H234V44H233ZM243 46V45H242ZM252 46H255V44L254 45H252ZM257 46V47H258ZM97 47V46H96ZM107 47L109 48L108 50L110 51V48L112 47H110V45L109 46H104V48L103 49H107ZM122 47V48H121ZM132 47V46H131ZM131 47H129V48H131ZM170 47V46H169ZM170 47V48H171ZM206 47V46H205ZM213 47V46H212ZM224 47V46H223ZM227 47H229L230 48V46L227 44ZM244 48H247V46L245 47V46H243ZM256 47V48H257ZM100 48V49H99ZM119 48H118V50H119ZM141 49V50H143L142 52L144 53V51H147L146 49L144 50V49ZM169 48V49H170ZM202 48V47H201ZM234 48H238V47H234ZM239 48H240V46H239ZM248 48H249V45H248ZM99 49V50H98ZM105 49V51H107L108 52V50H106ZM125 49H126V47H125ZM131 49H133V47L131 48ZM165 49V48H164ZM175 49V48H174ZM217 49V48H216ZM220 49H222V48H220ZM230 49H232V48H230ZM112 50V49H111ZM113 50L115 51V49L113 48ZM112 50V51H113ZM119 50V51H120ZM123 50V49H122ZM127 51H130L129 49H126ZM160 50H161V47H160ZM163 50V49H162ZM161 50V51H162ZM171 50V49H170ZM208 50H205L206 52H208ZM213 51H214V49H212ZM211 50V52H213ZM218 50V49H217ZM216 50V51H217ZM229 50V49H228ZM236 50V49H235ZM240 50H242L241 48H240ZM252 51H253V49H251ZM250 50V51H251ZM124 51V50H123ZM123 51H121V52H123ZM136 51H138V50H135V51H133V50H131V52L133 53V52H136ZM220 51V50H219ZM219 51H217V53L219 52ZM254 51H256L255 49H254ZM257 51H259V50H257ZM88 52L94 57V54H95V60H94V63L96 62L97 63V61H98V63H99V61L100 62H104V63H99V64H101V65H97V69H95V67L93 68V67H91V66H93V62L92 63H88V64H92V65H89L90 67H88L89 68V70L90 69H95L96 71H90V73H92V72H94L93 74H88L89 73V71L87 72V76H81L82 77V79L81 80H79L80 81V83H78L79 81H77L78 79V77L77 78H74L75 80H76V83L74 82V83H71V85L69 84V86H68V88L66 89V86L67 85H65V84H67L68 82H67V80L68 79H72V78H68V79H63L62 81H58L57 80V82H53L55 79L54 78H56L57 76L58 77H60L59 75H60V73H58L57 71H55V72H52V70L53 69H55V67H61V69L63 68L64 69V67H63V64L66 62V64L68 63V59H69V56L71 55L72 57H75V60L76 59H78V61H79V59H80V63H81V66H83V65H86L87 66V63H86V61H85V63L86 64H83L82 65V60H84V58L83 57H85V56H82V57H78L77 56V54L79 55V54H81L82 55V53H85V54H88ZM111 52V51H110ZM116 52H118L117 50H116ZM131 52H130V55H128L129 57H127V55H123V60H126V61H124V62H129V63H131V62H134V60H133V58H132V56H136V54L134 53L132 56H131ZM149 52V51H148ZM226 52H227V50H226ZM233 52H235V51H230V54L232 53L233 54ZM237 52H239L238 50H237ZM242 52H244V51H242ZM246 52H248L246 55L248 56L249 55V51H247V49L245 50V52L244 53H246ZM109 53V52H108ZM112 54H113V52H111ZM119 53V52H118ZM136 53H140V52H136ZM142 53V54H143ZM146 53V52H145ZM157 53V52H156ZM209 53V56H210V59H211V62H213L212 60V58H213V55L210 53V52H208ZM213 53H216V52H213ZM216 53V54H217ZM222 53H223V51H222ZM222 53H220V54H222ZM241 53V52H240ZM255 53V52H254ZM253 53V54H254ZM84 54V55H85ZM106 53H104V55H105ZM121 54H125V51L123 52V53H121ZM120 53H119V56L121 55ZM142 54L140 55V56H142ZM215 54V55H216ZM219 54V53H218ZM224 54V53H223ZM230 54H228L229 56H230ZM251 54V53H250ZM258 54H259V52H258ZM264 54V53H263ZM91 55H87L88 57V60L90 59L91 61H93L91 58H92V56ZM104 55H103V59L104 58H106V56L108 55V54H106L105 55V57H104ZM111 55V54H110ZM114 56H115V54H113ZM214 55V56H215ZM244 57H245V54H242ZM242 55H241V57L239 58V57H237L238 55H236L235 54V56L237 57V58H239V60L241 59L242 60ZM252 55V54H251ZM260 55H262V54H260ZM77 56V57H76ZM91 56V57H90ZM97 56V57H96ZM109 56V55H108ZM124 56L126 57V58H124ZM145 56V55H144ZM150 56V55H149ZM222 56V55H221ZM225 56H227V55H224V57ZM232 56H234V55H232ZM234 56V57H235ZM239 56H240V54H239ZM250 56V55H249ZM254 56V55H253ZM253 56L251 57L250 56V58L252 59L253 58ZM90 57V58H89ZM109 57H111V56H109ZM130 57L132 58V60L133 61H131V60H127V58L128 59H130ZM146 57H148V55H146ZM219 57V56H218ZM235 57V58H236ZM71 58V57H70ZM86 58V57H85ZM86 58V59H87ZM122 58V57H121ZM139 57L137 56V58L136 59H138ZM216 58V57H215ZM228 58V57H227ZM236 58V59H237ZM247 58V57H246ZM246 58L244 59V60H246ZM72 59V58H71ZM74 59V58H73ZM85 59V60H86ZM96 59H97V61H96ZM101 59V58H100ZM140 59V58H139ZM138 59V60H139ZM143 59L144 58H142V61H143ZM147 59V58H146ZM231 58L229 57L228 59H226V57H225V61H227V60H230ZM251 59H250V62H251ZM89 60V61H90ZM119 59H117V61H118ZM122 60V61H123ZM221 60H222V58H221ZM220 60V62L222 63V61ZM234 61H235V59H233ZM233 60L231 61V64H229V66H230V71H233V72H235V75H237V73L239 72V70L238 69H240V66L239 65H237V64H232V62H233ZM253 60V59H252ZM261 60H262V57H261ZM35 61H36V63L38 62L39 64L38 65H35V64H33V63H35ZM71 61V60H70ZM247 61V60H246ZM245 61V62H246ZM249 61V60H248ZM247 61V62H248ZM253 61H255V60H253ZM260 61V60H259ZM105 62H107L108 64L109 63H113L112 65H113V67H111V65H110V68L109 67H107V66H109V65H107V63H105ZM240 62V61H239ZM242 62V61H241ZM240 62V63H241ZM244 62V61H243ZM246 62V66L247 65H249V64H252L253 62H251V63H247ZM29 63H31V64H29ZM96 63H95V66H96ZM140 63V62H139ZM230 63V62H229ZM259 64H260V62H258ZM21 64H23V65H21ZM64 65L65 67L66 66H71V65H69V64H67V65ZM76 64V63H75ZM220 64V63H219ZM243 64H245V63H243ZM18 67H17V66ZM102 65H107V66H105V68L102 66ZM214 65V64H213ZM254 65H255V62H254ZM15 66L17 67V69L15 68ZM22 67L21 69H19V67ZM38 66H45V71L44 72H47V73H50V75H51V73H52V75L51 76H53L54 74L53 73H55V76H53L54 78H52V85L49 83V82H46V79H47V77H45L46 75H43V74H41V72H43L42 70H40L39 68H38ZM86 66H84V67H82V68H84L85 70H87V68H86ZM98 66H99V68L100 69H102L101 67H103V69L101 70V72L98 70L99 68H98ZM121 66V65H120ZM215 66H221L219 69H221L222 68V64L221 65H217V63H216V65ZM215 66H214V68H215ZM226 66H228V64L226 65ZM228 66V67H229ZM250 66V65H249ZM253 66V65H252ZM251 66V67H252ZM13 67L16 69V75H19V76H21V75H23L22 77H24V79L25 80H23V83H26L25 84V87L27 88L28 86V88H30V86H32L33 87V91H27L26 90V92H27V94L28 95H26V94H24V90H23V93H21L20 95H19V93H17L16 94V96L14 95V93H13V95L11 94V89H10V86L8 85L10 82H12V81H10V82H8V80L6 79V78H12L11 76H8V77H4L3 78V76H5L6 74H7V72H6V74L5 75H3L2 73H3V70L2 69H5V68H7V69H9V70H5V71H9L10 72V75L12 74L11 73V70H13ZM106 67H107V69H106ZM251 67H249V68H251ZM261 67V66H260ZM260 67H258L259 68V70H258V72L256 71L257 69V67L255 68V66L253 67V68H255V71L257 72V73H254V70H253V68H251L252 69V72L251 71H249V69H246L245 71H242L243 72V75H240V76H236V77H234V85L235 86H241L242 88H244V91H245V93H247V95L248 96H251L252 98V100H254V102H256L257 104V106L260 104V103H262V102H264V95H263V93H264V72H261L262 70H264V69H262V68H260ZM70 69L71 68H73V67H69ZM68 67H67V75L69 76V74L72 72V73H74L76 76H80L81 75V73L80 72H78V68H76L77 69V72H78V74L77 73H75V72H73V70H70L69 72H68V69H69ZM109 68V69H108ZM114 68V69H113ZM19 69V70H18ZM61 69L59 68V71H61ZM63 69H62V71H63ZM104 69H106V70H104ZM126 69V68H125ZM124 69V70H125ZM127 69H128V67H127ZM130 69H132L133 70V68H130ZM250 69V70H251ZM48 70H51V71H49L48 72ZM65 70H66V68H65ZM65 70H64V72H65ZM131 70V71H132ZM14 71V70H13ZM54 71V70H53ZM76 71V70H75ZM113 71H114V74H113ZM58 74H57V73ZM63 72V73H64ZM127 72V71H126ZM19 73V74H18ZM66 73V72H65ZM64 73V77H68L66 74ZM132 73V72H131ZM135 75H136V73L135 72H133ZM131 74L130 76H132L131 78H133L134 76V74ZM57 74V75H56ZM83 74V73H82ZM7 75H9V73L7 74ZM73 75V74H72ZM121 75V76H120ZM129 75V74H128ZM14 76V75H13ZM50 76V77H51ZM63 76V75H62ZM72 77H74V76H72ZM85 78V80H84V78ZM128 77V76H127ZM14 78V77H13ZM13 78L11 79V80H13ZM62 78V77H61ZM129 79H130V77H128ZM135 78H136V76L133 78V80H135ZM49 79V78H48ZM74 79H72V81L71 82H73V80ZM79 79H80V77H79ZM119 79V80H118ZM125 79V80H124ZM137 79V78H136ZM21 80H22V78H21ZM50 80V79H49ZM48 80V81H49ZM59 80H61V79H59ZM74 80V81H75ZM8 83H7V82ZM50 81V82H51ZM69 81V80H68ZM132 81V80H131ZM138 81V80H137ZM84 82V83H83ZM133 83H134V81H132ZM55 83H57V85H56V88H54L53 89V87H55ZM116 83V84H115ZM119 83H118V85H119ZM217 82H213V83H211V84H208L207 83V85H206V87H213L212 89H214V87L218 84H216ZM39 84V85H38ZM50 84V85H49ZM54 84V85H53ZM64 84V85H63ZM146 84V83H145ZM216 84V85H215ZM6 85V86H5ZM17 85V84H16ZM130 87H131V82H130ZM133 85V84H132ZM142 85V84H141ZM219 85V84H218ZM5 86V87H4ZM13 86V85H12ZM21 86V85H20ZM23 86H24V84H23ZM40 86H41V88H40ZM81 86V85H80ZM79 86V87H80ZM81 86V87H82ZM127 86H128V84H127ZM135 86V85H134ZM119 87H121L120 85H119ZM123 87V86H122ZM133 87V86H132ZM12 88V87H11ZM24 88V87H23ZM25 88V89H26ZM74 88V90H72V91H74V92H76V90H77V92L76 93H78V89H75ZM111 88V89H110ZM128 89H126V91L127 90H129V86L127 87ZM139 88V87H138ZM217 88H219V87H216V89ZM15 89V88H14ZM18 89V88H17ZM63 89V90H64ZM82 89H80L81 90V92H82ZM118 88H116V91L118 92L119 90H117ZM123 89V88H122ZM121 89V90H122ZM124 89H125V87H124ZM206 89V88H205ZM220 89V88H219ZM30 90V89H29ZM80 90H79V92H80ZM108 90L110 91L109 93H108ZM130 90L132 91L133 89H131L130 88ZM129 90V91H130ZM207 90V94H210L211 95V93H209L208 91H209V89L207 88L206 89ZM22 91V90H21ZM52 91H54V93H52ZM59 91V92H60ZM69 91H71V90H69ZM68 91V93L70 94H74V92L72 93V92H69ZM113 91H115V88H114V90ZM122 91H124L125 92V90H122ZM128 91V92H129ZM210 91H212V90H210ZM216 91H218V90H216ZM216 91H213L212 93L213 94H215L216 96H219V92L217 93ZM67 92V91H66ZM123 92V93H124ZM75 93V94H76ZM114 93V92H113ZM112 93V94H113ZM127 93V92H126ZM131 93V92H130ZM206 93V92H205ZM81 94V93H80ZM107 94H106V96H107ZM111 93H110V95H111V97L113 96ZM120 94V93H119ZM122 94V93H121ZM221 94V93H220ZM115 95V94H114ZM127 95V94H126ZM222 95V94H221ZM15 96V97H14ZM77 96V95H76ZM75 96V97H76ZM81 96V95H80ZM124 96V95H123ZM216 96L214 97V98H216ZM77 97H79V96H77ZM116 96H114V98H115ZM120 97V96H119ZM129 97V96H128ZM211 97V96H210ZM220 97V96H219ZM221 97H224V96H221ZM106 98H108V96L106 97ZM105 98V99H106ZM117 98L118 97H116V99H114V100H117ZM123 98V97H122ZM130 98H132L131 96H130ZM224 98H226V97H224ZM31 99V100H32ZM94 99H96L95 101H93ZM109 100L111 99L110 98V96H109V98H108ZM180 99H181V97H177V101H176V99L175 98H173L172 99V101H171V105L170 104H168L169 105V107H168V109H167V111H168V113L166 114V112L164 113V111H166V110H163V111H160V109H159V113L162 115V117L160 118V116H159V122L157 123V124H154L152 127L154 128V130L156 131V130H158L157 128H155V126L156 127H158L159 129H160V134L161 133H164V132H166V134H165V139H166V137L168 138V145H169V143L170 144H172V142H173V140H174V144H172V145H170V147L169 148H171V146H172V148H171V150L169 149V148H167L166 149V147L168 146H160L162 149H163V151L162 150H160V147H159V153H161V160H160V175H161V181L159 182V184L160 183H162L161 184V192H160V194H158V196H160V207L158 208V210L160 209V212H162L161 214H160V217H158L157 219H156V222H157V224H151V225H149L148 227V229L151 231V233H153L154 231H155V233H157L158 234V236H157V241H158V244H160L161 245V247H162V249H161V251H160V253L161 254H163V256H164V260L163 261H160V264H264V252H262V251H260L259 250V248L260 247H262L263 246V248H264V242H262L261 240H259V239H257L256 241H254V239L253 240H248V239H244V238H240V237H229V236H227V235H224V234H219V233H216L213 229H212V227L210 226V223L206 220V218H204V216H200V215H197V213L195 212V211H193V210H189V207H188V205H186V204H184L185 202H183L182 200H181V203L180 202H177L176 200H175V198H174V195L176 194V193H178L179 191H177L178 189L176 188V169H177V167H176V164L174 163L175 161L171 158L173 155V153L175 152V145H176V142H177V137H175L174 138V136L177 134H174L175 133V130L174 131H172L173 130V128L174 127H178V128H180L179 126H181V125H179L180 124V122L178 123V106L179 105H177V102H180ZM196 99V98H195ZM213 99V98H212ZM219 100H220V98H218ZM217 98H216V100H214L213 99V101H217L218 100ZM112 100H113V98H112ZM112 100H110V103H111V101ZM124 100V99H123ZM129 100V99H128ZM188 100H190V98H188ZM202 100H203V98H202ZM206 100V99H205ZM211 100V99H210ZM209 100V101H210ZM218 100V101H219ZM30 101V100H29ZM100 101V103H101V100H99ZM119 101H120V99H119ZM130 101V100H129ZM201 100H199V102H200ZM208 101V100H207ZM83 102H85L84 100H83ZM92 102H91V104H92ZM96 102H98V100L96 101ZM106 102L108 103V101L106 100ZM113 102V101H112ZM115 102V101H114ZM114 102H113V105H115L114 104ZM124 102V101H123ZM126 102V101H125ZM131 102V101H130ZM129 102V103H130ZM175 102H176V104H175ZM190 102V101H189ZM196 102H198V101H196ZM196 102H195V104H196ZM204 102V101H203ZM203 102H201V103H203ZM220 102H222L221 100H220ZM107 103H105V104H107ZM127 103H128V101H127ZM187 103V102H186ZM201 103H200V105H201ZM205 103V105H206V102H204ZM203 103V104H204ZM210 103V102H209ZM95 104H99V103H95ZM104 104V105H105ZM122 104V103H121ZM188 104V103H187ZM194 104V103H193ZM192 104V105H193ZM202 104V105H203ZM211 104H212V107H215V106H220V105H217V104H215V106H214V104H213V102H211ZM210 104V105H211ZM110 105V104H109ZM205 105H203V107L205 106ZM116 106V105H115ZM121 106V105H120ZM189 106V105H188ZM199 106V105H198ZM208 106V105H207ZM256 106V107H257ZM97 107V106H96ZM104 107V106H103ZM111 107V106H110ZM133 107V106H132ZM202 107V106H201ZM201 107L199 106V109H198V107L196 106L195 108H197V109H195L196 110V116L198 117V119L199 120H197V118H196V123H197V127L198 128H200V129H203L204 131H207V135L209 134V136L211 137V140L210 141H212V138H213V140L216 142H218L219 144H221L223 147H224V145H226L225 143H227L229 146H231L232 147V149L233 150H231V153L230 154H232V153H235L234 155L236 156V161L234 162V156L232 157V155H231V158H233L232 160V164L229 166V164L227 163V165L229 166V167H227V165H226V171H227V175H229L230 176V178H232V180H230L231 182H234V185L233 186H235V188H233L234 189V191L235 190H238L237 192H239V196L242 194V196L245 198V199H247L248 201V204L250 205V207L251 208H254L257 212H259V214L256 212V214H258V215H260L261 216V218H262V220H263V222H264V155L263 156H258L257 154V157L256 156H254V154H252L251 155V153L249 152L248 153V151H246L247 149H249V148H246V147H243L242 145L244 144V143H246L247 142V140H245V142H243V140H242V145L241 144H239V142H237L236 141V138L238 137V139H239V135H242V137L243 136H245V137H251V133H250V131L251 130H253L254 131V129H253V127H252V129L251 130H249L251 127H249V129H247V127L248 126H250L249 125V119L246 117V119H248V121L247 120H234L233 122H234V124H232V125H226V123L227 122H223V124H221V122H220V124L221 125H225V126H221V129L219 128V126H217L216 124H218V120H216L215 119V116H214V118H213V114H215V111L216 112H220L221 110H220V107H215L216 109H215V111H212V107L211 106H209V108H207V107H205V108H202L201 109ZM94 108V107H93ZM100 108H102V105H101V107ZM100 108H98V110L100 109ZM105 108H108V107H106L105 106ZM119 108V107H118ZM123 108V107H122ZM217 108H218V110H217ZM97 109V108H96ZM96 109H94L95 111H96ZM116 109V108H115ZM191 109V108H190ZM194 109V108H193ZM192 109V112L193 111H195V110H193ZM101 110V109H100ZM105 110V109H104ZM110 110V109H109ZM114 110V109H113ZM131 110V109H130ZM214 110V109H213ZM220 110V111H219ZM107 111V110H106ZM120 111H122V110H120ZM183 112V111H182ZM181 112V113H182ZM190 112V111H189ZM214 112V113H213ZM54 113V112H53ZM96 113V112H95ZM94 113V114H95ZM100 113V112H99ZM99 113H97L98 115H99ZM102 113H103V111H102ZM105 113V112H104ZM115 113V112H114ZM126 113V112H125ZM195 112H193V114H194ZM198 113V114H197ZM226 113V112H225ZM224 113V114H225ZM108 114V113H107ZM124 114V113H123ZM122 115V114H121ZM194 115V116H195ZM216 115V114H215ZM220 115H221V113H220ZM107 116V115H106ZM223 116V115H222ZM226 116V115H225ZM225 116H223L224 118H226ZM123 117V116H122ZM132 117V116H131ZM186 117V116H185ZM218 117H219V115H218ZM222 117V118H223ZM252 117V116H251ZM181 118V117H180ZM217 118V117H216ZM253 118V121L255 120V118L254 117H252ZM97 119V118H96ZM184 119V118H183ZM217 119H220V118H217ZM227 119V118H226ZM251 119V118H250ZM257 119V121H258V118H256ZM121 120V119H120ZM136 120V119H135ZM160 120L162 121L161 123H160ZM113 121H114V119H113ZM133 121V120H132ZM211 121H213V123H211ZM222 121V120H221ZM226 121V120H225ZM117 122V121H116ZM116 122H115V124H116ZM252 122V121H251ZM110 123V122H109ZM231 123V122H230ZM254 123V122H253ZM102 124V123H101ZM100 124V125H101ZM104 124V123H103ZM114 124V123H113ZM113 125V126H117V124L116 125ZM128 124V123H127ZM105 125H109V124H105ZM110 125H112V124H110ZM129 125V124H128ZM184 125V124H183ZM120 126V125H119ZM99 127V126H98ZM118 127V126H117ZM123 126H121V128H122ZM257 127V126H256ZM100 128V127H99ZM98 128V129H99ZM124 128V127H123ZM122 128V129H123ZM126 128V127H125ZM133 128H134V126H133ZM137 128V127H136ZM177 128V129H178ZM96 130H97V128H95ZM102 129V128H101ZM98 130V133L100 134V136H101V138H102V140H104L106 143H108V144H110L111 142H112V144H114L115 143V141H114V139H117V136H116V138H115V136L113 135V132L115 131V133H116V131L117 130H115L114 129V131H113V128H111L110 126H108V127H106V126H103V130ZM116 129H118V128H116ZM122 129H120L121 131H122ZM174 129H176V128H174ZM247 129V130H246ZM256 129V128H255ZM258 130V129H257ZM121 131H118V132H121ZM178 130H176V132H177ZM179 131H180V129H179ZM247 131V132H246ZM261 131V130H260ZM159 132V131H158ZM255 133H256V131H254ZM254 132H253V134H254ZM258 132V131H257ZM180 133V132H179ZM251 135H250V134ZM159 134V135H160ZM120 135H121V133H120ZM119 134H118V136H120ZM142 135L143 136H145L146 135V131H143V133H142ZM255 136H256V134H254ZM262 135L264 136V132L262 133ZM135 137V136H134ZM146 137V136H145ZM159 137V136H158ZM209 137V138H210ZM241 137V136H240ZM244 137V138H245ZM261 137V136H260ZM259 137V138H260ZM138 138H139V136H138ZM140 138H141V136H140ZM138 139V140H140L141 141V139ZM154 138H157V136L155 135V137ZM163 138V139H164ZM257 138V137H256ZM157 139H159V138H157ZM179 139V138H178ZM250 139V138H249ZM253 139H255V137L253 138ZM119 140V139H118ZM117 140V141H118ZM160 140H162V139H160ZM209 140H207V141H209ZM121 141V140H120ZM140 141H138V143L140 142ZM156 141V140H155ZM167 141H165V143H167ZM206 141V142H207ZM214 141H212V142H214ZM250 141V140H249ZM127 142V141H126ZM156 142H158L159 144H160V142L157 140ZM259 142H261V140L259 141ZM258 142V143H259ZM178 143V142H177ZM208 144H209V142H207ZM218 143L216 144V145H213V146H218L219 147V145H218ZM241 143V142H240ZM249 143V142H248ZM251 143V142H250ZM254 143H256V142H254ZM258 143L256 144V145H258ZM140 144V143H139ZM144 144V143H143ZM145 144L147 145V147L149 146V145H151V144H149L148 142L146 143L145 142ZM212 143H210V145H211ZM120 145V144H119ZM118 145V146H119ZM210 145H209V147H210ZM245 145V144H244ZM251 145V147L254 145H252V144H250ZM260 145H263V143L262 144H260ZM260 145H258L259 147H261ZM92 146H93V144H91L90 146H88L87 147V149H86V154H88L89 152H90V150H91V148H92ZM137 146V145H136ZM145 146V145H144ZM221 146V147H222ZM149 147H151V146H149ZM157 147H158V144H157ZM225 147H227V146H225ZM230 147V148H231ZM254 148H255V146H253ZM257 147V146H256ZM258 147V148H259ZM263 147V146H262ZM261 147V148H262ZM129 148V147H128ZM134 148V147H133ZM241 148H243V149H241ZM246 148V149H245ZM261 148H259V152H261L260 151V149ZM121 149V148H120ZM147 149V148H146ZM213 149V148H212ZM250 149H252L253 150V148H250ZM164 150H165V152H164ZM256 150V149H255ZM148 151H151V149L150 150H147V152ZM251 151V150H250ZM254 151V150H253ZM257 151H258V149H257ZM124 152H126V151H124ZM128 152V151H127ZM145 152V151H144ZM170 152H171V154H170ZM255 152V151H254ZM149 153V152H148ZM244 153L247 155H244ZM258 153V152H257ZM262 153H263V151H262ZM143 154V156H144V153H142ZM242 154L246 157V159H247V165H246V167H245V165L242 163ZM259 154V153H258ZM124 154H123V152L121 153L119 150H117V151H112V150H110L109 152H107L106 154H103L102 156H101V162H100V170H99V172H96V177H97V182H95V184H92L90 187H86V191H88V190H94L93 191V193H92V197L91 198H93L95 195H96V192H95V187H98L99 189L100 188H102V186H103V183L104 182H106V184L108 185L109 183H111L112 182V184H113V187H116V186H119L120 184H121V181H120V178H122V177H124V176H128L129 174H131L130 172H131V168H130V171L129 170H126L125 168H123L122 169V167L120 168L121 169V172L117 169V168H119V166H120V164H121V156H123ZM128 155H130L131 156V154H128ZM147 155V154H146ZM261 155V154H260ZM149 156H151L150 155V153H149ZM153 156V155H152ZM151 156V157H152ZM127 157V156H126ZM133 157V156H132ZM145 157V156H144ZM151 157H150V159H151ZM147 158H148V156H147ZM153 158H154V156H153ZM128 159V158H127ZM131 159V158H130ZM129 160V159H128ZM127 160V161H128ZM146 161V160H145ZM154 161V160H153ZM152 161V162H153ZM148 162V161H147ZM228 162H231V161H228ZM245 163V162H244ZM126 165V164H125ZM147 165H149L148 163H146V165H144L145 166V168H146V166ZM152 165H155V164H153L152 163ZM150 166V165H149ZM148 166V167H149ZM159 166V165H158ZM148 167H147V169H148ZM156 167V166H155ZM262 167V168H261ZM153 168V167H152ZM158 168V167H157ZM245 168V169H244ZM243 169H244V171H243ZM122 170H123V174H121L122 173ZM150 170H152V169H150ZM149 170V171H150ZM141 171V170H140ZM149 171H147V172H149ZM4 172V171H3ZM3 172L2 173H0V175L2 176V174H3ZM133 172V171H132ZM135 172V171H134ZM142 172V171H141ZM246 172H247V174H248V172L251 174V176L253 177V179H254V181H255V179H256V182H257V184H256V186H254V185H248V183L245 181L246 180V177H245V175H246ZM150 173V172H149ZM152 173V172H151ZM150 173V174H151ZM133 174V173H132ZM143 174V176H144V173H142ZM138 175H140V173L138 174ZM133 176H134V174H133ZM228 176V177H229ZM24 177H26V178H28V176L27 175H25ZM96 177L94 178L95 179V181H96ZM129 177V176H128ZM1 178V177H0ZM134 178H135V176H134ZM136 178H138L137 176H136ZM141 178H142V175H141ZM148 178V177H147ZM138 180H139V178H138ZM141 180V179H140ZM143 178H142V182H143ZM145 180H147V179H145ZM144 180V181H145ZM160 180V179H159ZM147 181H149V180H147ZM248 181V180H247ZM134 185H135V183H134ZM123 185L121 184L120 185V187H122ZM5 187V184H1L0 185V191H2L3 190V188ZM110 187V186H109ZM119 187V188H120ZM112 188V187H111ZM123 188V187H122ZM138 188V187H137ZM105 189V188H104ZM108 189H110V188H108ZM113 189V188H112ZM135 189V188H134ZM133 189V190H134ZM136 190V189H135ZM134 190V191H135ZM123 191V190H122ZM177 191V192H176ZM145 192V191H144ZM137 193V192H136ZM241 193V194H240ZM119 194V193H118ZM140 195V194H139ZM139 195H137V196H139ZM145 195V197L148 199V197L147 196H149V195H147V194H144ZM236 195H238V194H236ZM176 196V195H175ZM178 196L179 195H177V200L178 201H180L179 199H178ZM181 196V195H180ZM247 198H246V197ZM119 198H121V201L122 202H120V206H122V204L124 203V200H123V197H119ZM134 198V197H133ZM146 198H144V200H141V201H144L145 202V200H146ZM157 198V197H156ZM169 198L171 199V200H169ZM135 199V198H134ZM150 199H151V195H150ZM181 199V198H180ZM244 199V201H246ZM131 201V200H130ZM148 202V201H147ZM164 202V204L162 205V203ZM183 202V203H182ZM247 202H246V205L248 206V204H247ZM129 203V202H128ZM133 203V202H132ZM140 203H142V202H138V203H136V209L133 211V214H136V212L137 211H141V209H142V207H141V204ZM143 204V203H142ZM147 204V203H146ZM148 205V204H147ZM147 205H145V206H147ZM91 206H92V208L94 209L95 208V205H94V203H92L91 204ZM163 206V207H162ZM61 207L62 206H59V208L61 209ZM126 207V206H125ZM185 208V209H184ZM121 210V209H120ZM94 211L95 210H93V213H94ZM125 212V211H124ZM253 212H255V211H253ZM126 213V212H125ZM0 215H2L1 216V218H2V220H3V222H4V225L5 226H7L6 225V221L8 220V216H6V213L4 212V211H0ZM121 215H123V213L121 214ZM5 216V217H4ZM119 216V215H118ZM124 216V215H123ZM260 216H258L259 218H260ZM4 217V218H3ZM141 223H142V221H141ZM2 224V223H1ZM98 225V222H97V218L94 216V214H92L90 217H88V226L86 227V230L84 231L85 232V234H87L88 235V237H89V239H85V241L83 242V244L84 245H86L87 243H89V240H90V242L93 244L94 242H95V227ZM1 231V230H0ZM3 231H4V228H3V230L0 232V241H1V237H2V235H3ZM75 238H77V236H74ZM81 238V237H80ZM80 238H78V239H75L74 241H73V243L76 245L77 243H78V241H80ZM6 240V239H5ZM258 241V242H257ZM59 248H56V249H54V250H52V249H48V250H46V251H44L42 254H44V255H46V256H52V255H56V257L57 258H59V259H66V258H69V257H71V256H74L75 255V251H73V250H71V244H70V242H68V241H64V242H62L61 243V245H59L58 246ZM259 250V251H258Z\"/></svg>","mask_w":264,"mask_h":264},{"label":"snow or ice","instance_id":"snow-or-ice-1","mask_svg":"<svg viewBox=\"0 0 264 264\" xmlns=\"http://www.w3.org/2000/svg\"><path fill=\"white\" fill-rule=\"evenodd\" d=\"M159 6L162 10L157 18H170L166 24L178 23L184 20L185 16L194 13L199 15L202 27L208 24L219 25L237 16L247 17L253 13L258 15L260 23L264 24V0H159ZM166 24L160 26L164 27ZM125 66L122 64L117 72L123 71Z\"/></svg>","mask_w":264,"mask_h":264},{"label":"water","instance_id":"water-1","mask_svg":"<svg viewBox=\"0 0 264 264\" xmlns=\"http://www.w3.org/2000/svg\"><path fill=\"white\" fill-rule=\"evenodd\" d=\"M128 14H129V12L128 13L127 12H122V15H124V16H127Z\"/></svg>","mask_w":264,"mask_h":264}]
</instances>
